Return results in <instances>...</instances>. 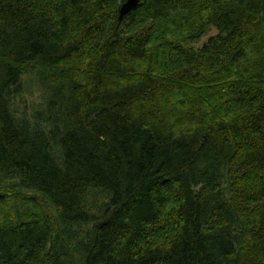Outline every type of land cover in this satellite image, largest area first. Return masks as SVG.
<instances>
[{"label": "trees", "instance_id": "obj_1", "mask_svg": "<svg viewBox=\"0 0 264 264\" xmlns=\"http://www.w3.org/2000/svg\"><path fill=\"white\" fill-rule=\"evenodd\" d=\"M125 1L0 0V264H264V0Z\"/></svg>", "mask_w": 264, "mask_h": 264}, {"label": "rangeland", "instance_id": "obj_2", "mask_svg": "<svg viewBox=\"0 0 264 264\" xmlns=\"http://www.w3.org/2000/svg\"><path fill=\"white\" fill-rule=\"evenodd\" d=\"M217 34V29L214 27L208 28L205 37H203L199 43L195 44L196 48H201L210 37H213ZM38 73L39 68H36L31 69L30 72L23 76L21 86L12 94L11 104L14 113L19 119L28 120L36 124L41 122V124H44L45 126V121L43 119L41 120L40 118V112L44 111L47 107L49 91L47 84L45 85L42 82V79L39 77ZM14 183L4 181L3 178L0 177V194L12 193L10 191L33 194L30 191L17 188ZM104 200L105 197L102 194L90 196L88 199V206L90 210L93 214L100 218L103 217L102 207L105 203ZM101 223L102 220H99L95 224L85 227L83 230L99 226ZM83 230H81V233ZM73 264H83L82 257L78 254H75Z\"/></svg>", "mask_w": 264, "mask_h": 264}, {"label": "water", "instance_id": "obj_3", "mask_svg": "<svg viewBox=\"0 0 264 264\" xmlns=\"http://www.w3.org/2000/svg\"><path fill=\"white\" fill-rule=\"evenodd\" d=\"M140 0H126L120 9V20H122L127 14H129L135 7L138 6Z\"/></svg>", "mask_w": 264, "mask_h": 264}, {"label": "bare ground", "instance_id": "obj_4", "mask_svg": "<svg viewBox=\"0 0 264 264\" xmlns=\"http://www.w3.org/2000/svg\"><path fill=\"white\" fill-rule=\"evenodd\" d=\"M120 19V18H119Z\"/></svg>", "mask_w": 264, "mask_h": 264}]
</instances>
